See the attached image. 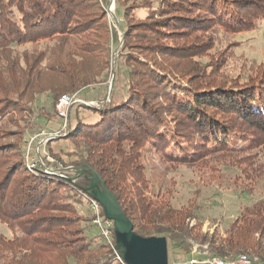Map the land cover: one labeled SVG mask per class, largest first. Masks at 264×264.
<instances>
[{
    "label": "trees",
    "instance_id": "trees-1",
    "mask_svg": "<svg viewBox=\"0 0 264 264\" xmlns=\"http://www.w3.org/2000/svg\"><path fill=\"white\" fill-rule=\"evenodd\" d=\"M111 1L0 0V105L7 110L16 99L50 121L60 119L56 104L64 95L97 94L93 100L100 103H82L73 115L69 112L64 139L73 145L75 163H63L45 143V153H39L42 167L32 169L22 143L0 142V215L29 219L23 249L36 251L35 257L17 264L122 262L100 234L104 241L96 250L77 243L79 235L72 229L76 203L64 196L81 192L85 197L89 174L79 175L82 168L101 176L138 235L167 238L174 255L190 256L198 244L209 259L233 262L246 256L252 264H264V199L243 208L224 234L217 229L202 233L199 208L175 204L173 194L164 190L165 181L148 177L144 158L154 150L164 162L214 173L212 160L233 159L237 174L223 178L216 173L219 184L235 188L243 178L242 192H263L264 75L215 83L183 75L179 66L162 59L198 55L200 45L168 41L188 40L205 26L248 30L252 19L264 18V0L124 1L118 11L123 46L110 91L111 41L118 42L106 19ZM81 12L92 16L82 21ZM83 196L78 197L81 203Z\"/></svg>",
    "mask_w": 264,
    "mask_h": 264
},
{
    "label": "rangeland",
    "instance_id": "rangeland-1",
    "mask_svg": "<svg viewBox=\"0 0 264 264\" xmlns=\"http://www.w3.org/2000/svg\"><path fill=\"white\" fill-rule=\"evenodd\" d=\"M124 1L128 3L127 0H122V3L119 2L116 5L114 1L113 5L112 0L106 15L110 27L118 36V42L111 41L112 73L110 74V83L114 77L113 70L116 69V62L118 61L123 46V36L120 30V22L122 19H119L121 15L118 11L123 10L122 6L125 5ZM138 11L140 17L144 18L145 13L142 10ZM200 11L197 10V12ZM79 15L82 21L92 16L86 12H81ZM251 21L252 27L242 32L226 31L217 25L212 28L205 26L194 32V35L188 40L168 41V43L175 46L200 45V48H196V51L200 53L193 56L192 59L177 61L171 57H166L162 60L166 64L173 63L175 66H179L183 75L199 78L209 77L214 82L228 81L231 77L244 74L264 75V18L252 19ZM132 65L130 64V66ZM100 87L98 86L97 88ZM104 89L105 85L101 90ZM73 95H77L84 103L97 104V100H93V97L97 94L82 96L75 93ZM39 99L42 105L45 99L44 97H40ZM12 105L7 110L4 105H0V108L4 107L2 111H5L0 116V133L4 134L0 142L22 143L25 151V159L28 149H30V161L32 158L38 160V166L40 165V167L42 166L39 153L41 152L42 155L45 153V147L43 146L41 148V144L45 145V143H48L49 147L52 148L54 155H60L58 158H62L63 163H75L76 159L72 154L73 145L70 141L64 139L67 131L62 132L63 120L55 118L54 120L45 121L46 119L39 114V110L34 111L33 109H28L16 99H13ZM75 106H72L70 109V113L72 110V115L75 112ZM25 116H27V119ZM5 122L6 124L4 125ZM51 135L53 137L44 142L42 141ZM33 138H36V141L30 144ZM26 140L29 141L28 144H25ZM41 141L42 143H40ZM240 149L241 146L237 147L236 150L234 149V151L239 152ZM252 153L255 154V152ZM244 155L246 156L248 153L243 154L241 152L240 156ZM14 158L15 156L13 154V156H9L8 160H5L11 163ZM144 158L148 177L153 180L163 179L165 181L164 190L173 194V202L175 204L196 205L199 208L200 215L204 220V225L201 227L202 233L212 234L217 229L219 233L224 234L229 224L237 218L243 208L259 199H264V190L261 194H255L253 196L242 192L245 188L244 184L246 183V180L243 178H239L240 180L237 179L238 184L235 188L224 189L227 184L224 182L221 185L219 184L220 179H218L216 173L223 176V178H234L237 174L234 168L236 166L233 165V159L228 158L223 163L219 160H212V165L216 169L214 173L206 168L164 162L154 150L145 153ZM50 159L54 161V159ZM78 174L83 175L84 171L78 169ZM86 193L85 190L84 197L81 192H70V195L68 193L64 197H70L71 202L76 203L72 229L77 230L76 234L77 236L79 235V239L77 240L79 241L77 242L78 245L81 246L85 243L86 245H91L96 250L104 240L99 236L100 233L93 223L94 212L91 211L90 198ZM80 195L83 196L82 203L78 198ZM48 214L59 216L68 215L65 212L58 213L55 211H50ZM28 221L29 219L24 221L10 220L7 216L0 215V264H17L22 262L23 259L26 260L36 256L34 249H32L31 253L23 249L24 243L27 242L26 226L28 225ZM193 223L195 224V222ZM207 224L212 232H203ZM199 246L198 244L193 245L190 256H185L180 253L174 255L168 246L169 264H198L200 262L204 264L209 258L205 257V254L202 253L203 248ZM112 251L114 254L118 253L113 249ZM101 252L105 253L104 250ZM119 264L124 263L120 261Z\"/></svg>",
    "mask_w": 264,
    "mask_h": 264
},
{
    "label": "water",
    "instance_id": "water-1",
    "mask_svg": "<svg viewBox=\"0 0 264 264\" xmlns=\"http://www.w3.org/2000/svg\"><path fill=\"white\" fill-rule=\"evenodd\" d=\"M114 5V0L113 3ZM113 81L110 91L113 90ZM96 107H99L97 103ZM81 170V169H80ZM89 173V185L85 189L97 201L106 218L114 224L116 251L124 264H169L168 240L165 237L145 238L135 232L132 221L127 217L118 199L108 190L101 176L93 170ZM47 171V170H46ZM48 172V171H47ZM80 175V174H79ZM77 175L72 181L79 177Z\"/></svg>",
    "mask_w": 264,
    "mask_h": 264
},
{
    "label": "built area",
    "instance_id": "built-area-1",
    "mask_svg": "<svg viewBox=\"0 0 264 264\" xmlns=\"http://www.w3.org/2000/svg\"><path fill=\"white\" fill-rule=\"evenodd\" d=\"M82 102L83 101L79 97H77V95H73V94L64 95L58 100L56 104V111H57L59 118L62 119L64 122L63 127H62V132L67 131L69 127V112H70L71 107L74 105L82 104ZM86 104H88L89 106H94V107H96L97 105L96 103H86ZM51 137L53 136L51 135L50 137H47L46 139L42 141L44 142ZM35 141H36V138L31 139L30 144H33V142ZM42 141L40 143H42ZM25 160H27L29 167L32 169L39 164L38 160H35L34 158H32L30 161V149H28L27 157ZM76 180H74L73 182H76ZM90 207H91V211L94 212L93 223L95 224V227L98 229L100 235L108 242L111 248L115 252H117L116 246L113 244L114 242V224H112L113 222L106 218L105 214L102 212L104 210L102 209L101 205L97 201L92 199L91 197H90ZM208 226L209 225L207 224L205 225V228L203 227L204 228L203 232H212V230L209 229ZM204 249H207V246H205ZM116 256L118 257L119 260H122L120 256L118 255V253L116 254ZM198 264H203V262H200ZM204 264H252V263L246 256H241L240 258H238L237 260L233 262H227V261L225 262L218 258L207 259V261Z\"/></svg>",
    "mask_w": 264,
    "mask_h": 264
}]
</instances>
